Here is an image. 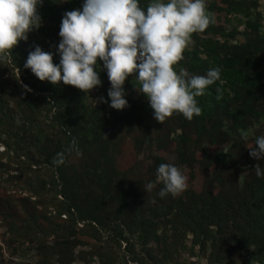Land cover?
I'll use <instances>...</instances> for the list:
<instances>
[{"label":"trees","instance_id":"trees-1","mask_svg":"<svg viewBox=\"0 0 264 264\" xmlns=\"http://www.w3.org/2000/svg\"><path fill=\"white\" fill-rule=\"evenodd\" d=\"M259 1L206 0L213 23L192 34L174 68L204 75L218 67L220 79L196 97L199 116L174 113L163 124L137 74L123 85L129 106L110 107L99 58L102 83L87 93L24 68L37 45L59 63L61 19L84 0L38 5L41 26L0 60V264H73L78 247L91 264H264V175L254 168L264 159L249 155L264 135ZM161 163L187 176L179 196L159 195Z\"/></svg>","mask_w":264,"mask_h":264},{"label":"clouds","instance_id":"clouds-1","mask_svg":"<svg viewBox=\"0 0 264 264\" xmlns=\"http://www.w3.org/2000/svg\"><path fill=\"white\" fill-rule=\"evenodd\" d=\"M42 3L0 0V60L41 26L37 7ZM211 23L206 0H151L146 7L139 0H84L82 10L66 11L61 19L59 63L53 62V53L37 45L28 53L24 68L41 81L53 85L62 81L87 93L102 83L96 71L99 58L111 85L107 92L110 107L122 110L129 106L123 85L137 74L140 87L136 89L148 99L158 122L163 124L174 113L190 121L202 111L196 97L220 79L221 70L216 67L196 75L186 69L177 71L174 65L193 43L192 34L205 31ZM99 100L105 102L103 97ZM241 138L247 141L248 133L242 132ZM249 155L264 159V135L255 138ZM254 168L257 176L264 175L259 164ZM187 179L178 166L161 163L156 176L163 184L159 195L179 196L188 187ZM154 187L149 182L146 190Z\"/></svg>","mask_w":264,"mask_h":264},{"label":"rangeland","instance_id":"rangeland-1","mask_svg":"<svg viewBox=\"0 0 264 264\" xmlns=\"http://www.w3.org/2000/svg\"><path fill=\"white\" fill-rule=\"evenodd\" d=\"M259 3H260V9H262V10H264V0H260L259 1ZM3 148L2 147H0V150H2ZM125 156L122 158V160H121V167H126V166H128L130 163V161H131V159H132V157H131V154H130V152H129V148L126 150V152H125V154H124ZM194 185L198 188L199 186H200V179L198 178L196 181H195V183H194ZM2 232H3V228H0V238H1V235H2ZM0 243H1V241H0ZM81 250H85V247H78L76 250H75V254H76V258H75V260H74V262H73V264H91V262H86V261H84L85 259H83V258H81L80 256H79V254H78V252H80ZM19 254H21L22 255V259H24V260H29L30 259V255H32V253L29 251L28 252V254L27 253H24V251H22V249L21 250H19ZM4 255H5V259L7 260V259H9L10 257H11V251L10 250H8V249H6V248H4ZM34 258V257H33ZM14 259L15 260H18V257H14ZM30 260H32V259H30ZM33 262V261H32ZM5 264V263H4Z\"/></svg>","mask_w":264,"mask_h":264}]
</instances>
